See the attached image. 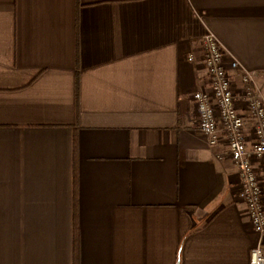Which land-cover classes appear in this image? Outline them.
Segmentation results:
<instances>
[{"label": "crops", "instance_id": "obj_1", "mask_svg": "<svg viewBox=\"0 0 264 264\" xmlns=\"http://www.w3.org/2000/svg\"><path fill=\"white\" fill-rule=\"evenodd\" d=\"M208 33L264 91V0H0V264H251Z\"/></svg>", "mask_w": 264, "mask_h": 264}, {"label": "built area", "instance_id": "obj_2", "mask_svg": "<svg viewBox=\"0 0 264 264\" xmlns=\"http://www.w3.org/2000/svg\"><path fill=\"white\" fill-rule=\"evenodd\" d=\"M203 52L209 89L193 94L196 125L210 145L217 144L222 134L226 138L229 154L239 168V197L245 202L251 226L259 236L250 263L264 264V91L257 83L255 72L241 71L236 59L228 60L213 33L203 38ZM230 70L241 72L240 90L234 87ZM241 104L253 118L254 139L250 146L244 133Z\"/></svg>", "mask_w": 264, "mask_h": 264}, {"label": "trees", "instance_id": "obj_3", "mask_svg": "<svg viewBox=\"0 0 264 264\" xmlns=\"http://www.w3.org/2000/svg\"><path fill=\"white\" fill-rule=\"evenodd\" d=\"M74 154L76 157L77 156V147H75V149H74ZM74 167H76V164L74 165ZM75 182H76V178H75ZM75 195H76V191H75ZM74 264H79V249H78L77 244H76L75 249H74Z\"/></svg>", "mask_w": 264, "mask_h": 264}]
</instances>
